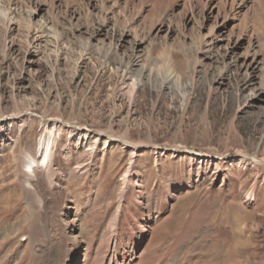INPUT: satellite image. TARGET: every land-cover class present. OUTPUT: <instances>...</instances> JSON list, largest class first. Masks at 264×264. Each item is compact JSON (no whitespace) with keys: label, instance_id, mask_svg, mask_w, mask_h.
<instances>
[{"label":"rangeland","instance_id":"obj_1","mask_svg":"<svg viewBox=\"0 0 264 264\" xmlns=\"http://www.w3.org/2000/svg\"><path fill=\"white\" fill-rule=\"evenodd\" d=\"M0 264H264V0H0Z\"/></svg>","mask_w":264,"mask_h":264},{"label":"bare ground","instance_id":"obj_2","mask_svg":"<svg viewBox=\"0 0 264 264\" xmlns=\"http://www.w3.org/2000/svg\"><path fill=\"white\" fill-rule=\"evenodd\" d=\"M253 1H255V0H253ZM94 33L100 34L103 36L108 35V32L105 29V26L103 25V23L102 24H96L92 34H94ZM256 63H257V61H255V59L254 60L252 59V61L248 65L246 64L247 65V67L245 69L246 75H245V78L243 81V84L245 86L251 84V82L255 78ZM36 145L37 146H36V149L34 151L33 156L28 155L27 157L23 158L24 159L23 167L30 169V170H28L30 173H33L35 170L42 169V168L46 170V168L48 166V161L51 157L52 148L54 145V139H52V138L50 139L49 135L39 136L38 139L36 140Z\"/></svg>","mask_w":264,"mask_h":264}]
</instances>
